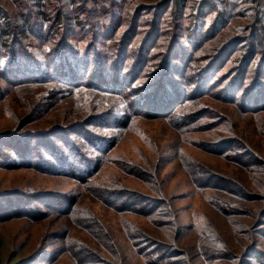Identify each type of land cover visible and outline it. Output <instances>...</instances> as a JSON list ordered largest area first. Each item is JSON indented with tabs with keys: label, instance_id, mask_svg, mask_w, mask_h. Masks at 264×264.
Segmentation results:
<instances>
[{
	"label": "trees",
	"instance_id": "trees-1",
	"mask_svg": "<svg viewBox=\"0 0 264 264\" xmlns=\"http://www.w3.org/2000/svg\"><path fill=\"white\" fill-rule=\"evenodd\" d=\"M32 3L0 0V103L21 91L33 99L12 116L14 129H0V168H33L85 187L123 216L120 225L144 264H264V0ZM75 94L91 99L92 113L61 118ZM138 119L200 133L193 144L223 167L193 160L185 169L196 190L210 191L218 212L243 219L262 203L248 230L235 220L241 228L233 233L248 235L244 247L238 242L240 252L213 227L200 232L197 245L182 246L175 197L162 176L167 159L117 161L120 175L99 182L116 136ZM241 119L259 120L256 142L241 138L243 129L234 135ZM76 205L69 194H1L0 220H58ZM92 210H76L88 238L65 250L75 264H129L111 227ZM1 249L2 242L0 264H17L19 254L5 259ZM53 258L42 250L21 264Z\"/></svg>",
	"mask_w": 264,
	"mask_h": 264
},
{
	"label": "rangeland",
	"instance_id": "rangeland-1",
	"mask_svg": "<svg viewBox=\"0 0 264 264\" xmlns=\"http://www.w3.org/2000/svg\"><path fill=\"white\" fill-rule=\"evenodd\" d=\"M262 1V0H261ZM4 3V2H2ZM7 5L11 3L7 1ZM32 5H35L33 0ZM65 10L66 6L63 7ZM28 91H21L18 96L15 95L6 103H0V129L12 130V116H17L23 108H28L33 102L26 98ZM23 99V100H21ZM66 111L60 112L61 118H67V114L82 117L92 113L91 99L84 98L83 94H75L64 102ZM99 108L97 109V111ZM233 125L234 135L241 137L243 129V138L245 141L256 142L255 128L259 120L241 119ZM46 126H40L39 131H43ZM25 129H31V126ZM258 129V128H257ZM230 130L226 131L229 132ZM22 133V132H21ZM180 131L170 126L163 120L138 119L128 129H125L116 136L117 141L109 152L112 161H106L97 175L99 182L107 181L113 175H120L117 167V161L129 160L138 163H149L150 165L158 158L167 159L162 176L165 179L166 191L168 195L175 197L177 214L179 216L182 246L188 248L199 243V234L201 231L213 230L219 234L223 241L230 245H235V253L240 252V244L246 245L248 235L244 232L240 237L237 232L240 230V223L235 224V220L243 222V231L248 230L255 222V217L260 210L262 203L253 204L251 214L247 217H227L225 214L218 212L209 201V192H200L192 185L187 170L189 161H203L204 163L214 166L223 167V161L219 158H212L209 155L199 151L193 144L194 140L200 137L196 130H188L179 134ZM248 142V141H247ZM166 157V158H165ZM184 157V160H181ZM37 195V194H69L77 200L74 214L59 218L58 220L37 217L32 220L23 218H5L0 220V242H2V254L5 259L9 256L19 254L17 264L24 263L40 252L45 251L49 256L54 257L51 261L45 259L36 260L35 264H75L73 257L65 250V244L73 245L75 240L85 243L84 237L88 234L80 226V220L76 210H89L96 213L99 218L111 227V233L114 234L123 248V252L128 256L129 264H144L142 260L134 255L131 245L126 237V232L121 227L119 220L123 218L109 207L101 204L91 197V193L83 186L76 184L74 181L64 178L46 175L37 169L20 167V168H0V195ZM246 203V202H245ZM243 203V209H248ZM262 206V205H261ZM259 207V208H258ZM132 220H138L140 223H146L141 218L129 216ZM241 219V220H240ZM135 220V221H136ZM105 224V225H106ZM210 227L212 229L208 230ZM239 229V230H238ZM65 231L64 235L56 233ZM212 232V231H210ZM67 235V238H65ZM59 250V252H56ZM56 253V254H55ZM59 253V254H58ZM56 257V258H55ZM14 262H9L13 264Z\"/></svg>",
	"mask_w": 264,
	"mask_h": 264
}]
</instances>
